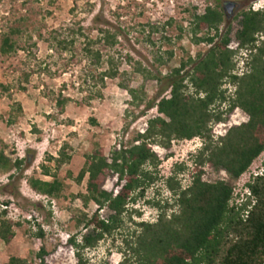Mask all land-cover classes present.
Returning a JSON list of instances; mask_svg holds the SVG:
<instances>
[{
	"label": "trees",
	"instance_id": "trees-1",
	"mask_svg": "<svg viewBox=\"0 0 264 264\" xmlns=\"http://www.w3.org/2000/svg\"><path fill=\"white\" fill-rule=\"evenodd\" d=\"M228 18L219 2L207 5L201 14H192L189 28L195 43L209 45L205 52L182 58L177 66L169 67L173 50L161 51L158 46L153 53L155 73L137 63L134 73L156 82L153 99H147L141 88H133L127 80H122L120 77L126 71L120 70L121 62L98 48L101 45L111 49L118 44L120 32L116 29L99 28L95 38L85 36L80 27L76 30L68 28L66 34L50 33L46 41L58 52L73 53L76 41L84 37L83 55L99 69L96 74L88 73L92 84L87 99L100 98L106 79L119 78L118 86L130 95L131 105L140 107L145 103L146 111L156 110L147 118L143 131L135 132L118 147L112 148L108 156L97 144L85 154L76 176L66 172V177L77 185L85 183L84 190L71 194V198L79 199L83 208L90 203L96 206L91 214L76 210L79 216L75 223L85 230L79 241L74 235L68 238L74 248L76 264H95L84 257L83 251L95 247L104 237L121 228L125 217L130 218L132 209L129 205L138 196H143L157 179L155 173L161 160L151 146L169 149L172 141L194 137H199L202 144L192 159L189 184L182 187L175 181L176 173L165 179L166 187L174 196L173 204H156L158 213L152 222H134L135 228L120 248L122 264H264V161L262 173L246 184L249 196L245 202L231 204L233 182L264 151V38H261L264 12L251 8L238 12L235 18H238L239 27L233 35L237 43L234 49L228 47L231 41L229 26L221 32L219 28ZM25 20L20 19V24L9 26L0 33L1 55H12L23 49L18 38L25 31ZM163 39L170 41L166 36ZM150 43L155 45L153 41ZM237 54L244 67L240 74L235 72ZM125 59L127 62L131 60L128 55ZM162 68L166 69L165 73L161 72ZM28 77V74L24 75L25 81ZM227 84L234 87L231 94L224 87ZM0 87L8 90L2 84ZM68 101L70 99L61 94L54 99L60 114ZM17 107L21 111L20 104ZM235 108L248 116L247 121L231 126L224 135L213 138L211 125L226 121L225 115ZM91 121L95 123V120ZM66 147V144L61 145L57 156L48 157L52 166L39 164L40 173L49 176V181L34 175L24 177V171L34 161L32 152L10 159L0 147V172L8 174L3 192L19 195L15 184L24 179L32 191L48 201L64 197L65 186L57 170L71 160L72 155L66 152ZM205 166L225 171L228 180H204L202 169ZM178 168L183 170L186 166L181 164ZM109 175H115L119 182L116 193L102 186ZM7 205V202L3 204L4 207ZM34 206L38 208L41 203L35 202ZM170 207L175 209L168 212ZM5 209H0V239L8 243L15 236L14 227L20 223L7 218ZM100 211L106 212L105 217ZM245 211L247 214L243 216ZM43 235L42 228L37 225L34 236L41 238ZM34 254L39 261L37 264H46L44 246ZM4 264L34 262L11 256Z\"/></svg>",
	"mask_w": 264,
	"mask_h": 264
},
{
	"label": "rangeland",
	"instance_id": "rangeland-1",
	"mask_svg": "<svg viewBox=\"0 0 264 264\" xmlns=\"http://www.w3.org/2000/svg\"><path fill=\"white\" fill-rule=\"evenodd\" d=\"M216 1L223 7L226 0H0V33L9 26L20 24V19H26L25 31L18 38V44L23 49L8 56L0 54V84L8 88L5 90L0 87V147L10 159L33 153L34 161L24 171V177L38 175L41 163L52 166L48 157L57 156L63 144L67 146L66 152L72 155L70 162L57 170L65 186L64 197L57 200L48 201L30 192L24 179L15 184L19 195L4 193L3 186L8 181V174L0 172V209L6 208L7 218L20 223L14 227L15 236L10 242L5 243L0 239V264L6 263L11 256L32 260L37 264L39 261L34 253L41 246L47 251L44 257L46 264H76L74 248L68 238L74 235L79 241L80 235L85 232L82 226L75 223V218L79 216L76 210L91 214L96 206L90 203L83 208L79 199L71 198V194L84 190L85 183L77 185L66 177V172L70 171L76 176L85 154L97 144L108 156L112 148L118 147L135 132L143 131L147 118L156 113L155 108L146 111L145 103L140 107L131 105L130 95L118 86L119 78L106 79V85L101 89L102 96L87 99L88 88L92 84L88 73L96 74L99 69L92 66L83 55L81 49L84 37L76 41L73 53L58 52L46 41L50 33L59 31L66 34L68 28L76 30L80 27L85 36L95 38L99 28L116 29L120 32L118 44L111 49L101 45L98 48L103 54L113 55L121 62L120 70L126 71L120 77L122 80H127L133 88H141L147 99H153L157 91L156 82L134 73V67L139 62L142 67L155 73L153 53L158 46L161 51L173 50L169 67L177 66L182 58L205 52L209 45L205 42L195 43L189 32L192 14H201L207 5H214ZM232 1L236 2L237 7L219 28L221 32L229 26L231 41L228 47L234 49L237 43L233 35L239 27L235 16L247 8L264 12V0ZM163 36L170 41L163 39ZM261 38H264V33ZM126 55L130 56V62L126 61ZM235 60V72L240 74L244 67L239 54ZM161 72L165 73L166 69L162 68ZM25 74L29 75L27 81L24 79ZM63 84L65 87H62ZM224 87H227L229 94L234 90L228 84ZM59 94L70 99L61 114L54 103ZM17 104H20L21 111H18ZM225 116L226 121L211 125L215 139L224 135L231 126L248 119L239 108ZM10 120H13L12 123H9ZM201 144L202 140L194 137L172 141L169 149L151 146L161 160L155 173L157 179L143 196H138L129 205L132 209L130 218L125 217L121 228L104 237L95 247L83 251L89 262L122 264L120 248L135 228L134 222H152L158 213L156 204H173L174 196L166 187L165 179L176 173L175 181L182 187L187 186L192 159ZM263 161L264 151L233 182L237 195H233L231 204H236L237 199L242 198L249 176H253V170L262 167ZM181 164L186 169H179ZM202 170L204 180H228L223 170L215 171L209 166ZM47 179L51 180L49 177ZM118 184L116 176L109 175L102 186L116 193L120 187ZM6 202L7 207H3ZM35 202H40L41 206L35 207ZM173 209L170 207L167 211ZM100 215L105 217L106 212L100 211ZM37 225L43 230L41 238L34 236Z\"/></svg>",
	"mask_w": 264,
	"mask_h": 264
},
{
	"label": "built area",
	"instance_id": "built-area-1",
	"mask_svg": "<svg viewBox=\"0 0 264 264\" xmlns=\"http://www.w3.org/2000/svg\"><path fill=\"white\" fill-rule=\"evenodd\" d=\"M261 173H262V167L260 166L258 169L253 170V173H252L253 176H251V175L249 176L248 182L252 180L251 178H253L257 175H260ZM233 195L234 196L237 195L236 188H233ZM248 196H249V190H247V188H246V190L242 194V198L237 199L236 204L237 205L242 204L243 202H245V200L247 199ZM246 214H247V211L244 212L243 216H246Z\"/></svg>",
	"mask_w": 264,
	"mask_h": 264
},
{
	"label": "water",
	"instance_id": "water-1",
	"mask_svg": "<svg viewBox=\"0 0 264 264\" xmlns=\"http://www.w3.org/2000/svg\"><path fill=\"white\" fill-rule=\"evenodd\" d=\"M234 1L232 0H226L223 4V10L226 15H232L234 12Z\"/></svg>",
	"mask_w": 264,
	"mask_h": 264
},
{
	"label": "crops",
	"instance_id": "crops-1",
	"mask_svg": "<svg viewBox=\"0 0 264 264\" xmlns=\"http://www.w3.org/2000/svg\"><path fill=\"white\" fill-rule=\"evenodd\" d=\"M31 175H33V174H31ZM34 176L40 178L41 180L49 181V180L47 179V177H49V176H46V175L41 174L40 171H39V174H38V175H35V174H34ZM49 178H50V177H49ZM24 181H25V180H24ZM25 186L27 187V189H28L30 192L35 193L34 191H32V190L29 188V186L27 185L26 181H25ZM35 194H36V193H35ZM36 195H37V194H36ZM39 196H40V195H39ZM3 207H4V206H3Z\"/></svg>",
	"mask_w": 264,
	"mask_h": 264
},
{
	"label": "flooded vegetation",
	"instance_id": "flooded-vegetation-1",
	"mask_svg": "<svg viewBox=\"0 0 264 264\" xmlns=\"http://www.w3.org/2000/svg\"><path fill=\"white\" fill-rule=\"evenodd\" d=\"M234 3H235V5H234V10H235V8H236L237 6H236V2H234ZM222 8H223V7H222Z\"/></svg>",
	"mask_w": 264,
	"mask_h": 264
}]
</instances>
